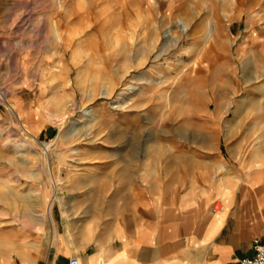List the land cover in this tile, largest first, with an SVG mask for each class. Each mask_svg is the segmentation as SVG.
Listing matches in <instances>:
<instances>
[{
    "label": "rangeland",
    "instance_id": "374dc122",
    "mask_svg": "<svg viewBox=\"0 0 264 264\" xmlns=\"http://www.w3.org/2000/svg\"><path fill=\"white\" fill-rule=\"evenodd\" d=\"M169 161L264 184V0H0V264Z\"/></svg>",
    "mask_w": 264,
    "mask_h": 264
},
{
    "label": "crops",
    "instance_id": "0c3cea01",
    "mask_svg": "<svg viewBox=\"0 0 264 264\" xmlns=\"http://www.w3.org/2000/svg\"><path fill=\"white\" fill-rule=\"evenodd\" d=\"M151 165L120 174L124 193L100 215L75 221L54 203L49 224L14 264H225L254 255L253 239L264 233L262 181L207 184L203 171L174 161Z\"/></svg>",
    "mask_w": 264,
    "mask_h": 264
},
{
    "label": "built area",
    "instance_id": "2783aa9c",
    "mask_svg": "<svg viewBox=\"0 0 264 264\" xmlns=\"http://www.w3.org/2000/svg\"><path fill=\"white\" fill-rule=\"evenodd\" d=\"M254 255L242 258L239 261H230L225 264H264V233L253 239ZM72 264H79L78 258H73Z\"/></svg>",
    "mask_w": 264,
    "mask_h": 264
},
{
    "label": "bare ground",
    "instance_id": "6f19581e",
    "mask_svg": "<svg viewBox=\"0 0 264 264\" xmlns=\"http://www.w3.org/2000/svg\"><path fill=\"white\" fill-rule=\"evenodd\" d=\"M184 29H185V26H184ZM127 93V92H126ZM125 94V93H124ZM10 109L12 110V112L17 113V109H16V106L14 104H10ZM19 116V115H18ZM89 116L91 117L92 115L89 114ZM20 118V117H19ZM18 118V119H19ZM80 121H83V120H80ZM24 126V125H23ZM24 129L27 131V132H30L29 129L25 126ZM77 129V127L75 128ZM78 130V129H77ZM73 131V130H72ZM76 132V131H75ZM49 147H50V144H45L44 145V150H45V154H46V159H47V165L49 167Z\"/></svg>",
    "mask_w": 264,
    "mask_h": 264
}]
</instances>
